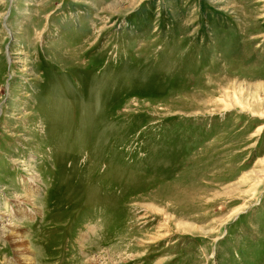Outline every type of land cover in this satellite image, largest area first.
Listing matches in <instances>:
<instances>
[{
    "label": "rangeland",
    "instance_id": "rangeland-1",
    "mask_svg": "<svg viewBox=\"0 0 264 264\" xmlns=\"http://www.w3.org/2000/svg\"><path fill=\"white\" fill-rule=\"evenodd\" d=\"M0 264H264V0H0Z\"/></svg>",
    "mask_w": 264,
    "mask_h": 264
},
{
    "label": "bare ground",
    "instance_id": "bare-ground-1",
    "mask_svg": "<svg viewBox=\"0 0 264 264\" xmlns=\"http://www.w3.org/2000/svg\"><path fill=\"white\" fill-rule=\"evenodd\" d=\"M29 261V260H28Z\"/></svg>",
    "mask_w": 264,
    "mask_h": 264
}]
</instances>
